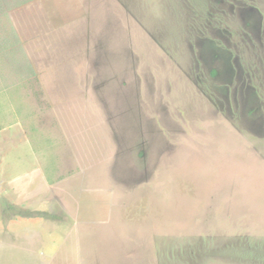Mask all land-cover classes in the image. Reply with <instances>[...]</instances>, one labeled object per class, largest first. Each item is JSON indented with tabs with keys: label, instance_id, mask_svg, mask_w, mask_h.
I'll return each mask as SVG.
<instances>
[{
	"label": "rangeland",
	"instance_id": "1",
	"mask_svg": "<svg viewBox=\"0 0 264 264\" xmlns=\"http://www.w3.org/2000/svg\"><path fill=\"white\" fill-rule=\"evenodd\" d=\"M0 264H264V0H0Z\"/></svg>",
	"mask_w": 264,
	"mask_h": 264
}]
</instances>
